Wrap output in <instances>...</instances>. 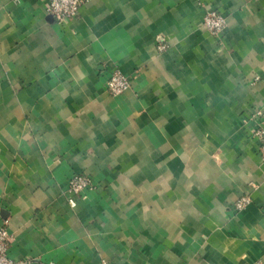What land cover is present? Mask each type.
Returning <instances> with one entry per match:
<instances>
[{
	"label": "crops",
	"instance_id": "1",
	"mask_svg": "<svg viewBox=\"0 0 264 264\" xmlns=\"http://www.w3.org/2000/svg\"><path fill=\"white\" fill-rule=\"evenodd\" d=\"M46 6L0 0L10 256L264 264V0H92L63 24ZM209 11L226 18L219 35L203 24ZM117 68L133 83L112 95ZM77 173L93 183L71 207Z\"/></svg>",
	"mask_w": 264,
	"mask_h": 264
},
{
	"label": "built area",
	"instance_id": "2",
	"mask_svg": "<svg viewBox=\"0 0 264 264\" xmlns=\"http://www.w3.org/2000/svg\"><path fill=\"white\" fill-rule=\"evenodd\" d=\"M92 0H47L46 11L52 15L59 24L77 18L82 9ZM204 26L214 35L221 34L226 28V18L215 11L206 12L203 18ZM159 50L164 49L160 45ZM133 79L120 69H114L107 81V89L112 95H120L132 86ZM258 119L254 135L260 141V155L264 160V109L255 112ZM92 178L87 173H77L68 179L67 201L71 207L77 205L78 198L92 186ZM250 202L248 196L240 198L236 208H242ZM11 236L6 222L0 226V264H19L10 256Z\"/></svg>",
	"mask_w": 264,
	"mask_h": 264
}]
</instances>
